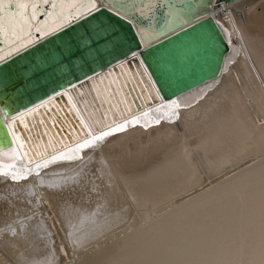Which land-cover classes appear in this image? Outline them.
Wrapping results in <instances>:
<instances>
[{
	"label": "bare ground",
	"instance_id": "6f19581e",
	"mask_svg": "<svg viewBox=\"0 0 264 264\" xmlns=\"http://www.w3.org/2000/svg\"><path fill=\"white\" fill-rule=\"evenodd\" d=\"M209 15L228 45L212 80L77 138L68 98L27 108L16 134L1 115L0 264H264V0ZM43 20L55 27L52 9ZM132 57L88 77L108 110L127 72L157 95ZM43 108L54 122L67 113L73 140L50 126L61 144L40 156L52 143L35 125Z\"/></svg>",
	"mask_w": 264,
	"mask_h": 264
},
{
	"label": "water",
	"instance_id": "95a60500",
	"mask_svg": "<svg viewBox=\"0 0 264 264\" xmlns=\"http://www.w3.org/2000/svg\"><path fill=\"white\" fill-rule=\"evenodd\" d=\"M232 1L234 0H96L101 9L97 18L112 27L119 35L122 46L112 55H105L103 60L87 55H69V50L76 46L77 34L87 27L82 22L81 27L74 30L69 26L53 32L16 56L5 66L11 83L0 92V139L2 137V140L10 143L9 139L4 138L7 133L1 115H14L13 134H16L15 126L21 128L19 119L27 111L41 108L38 104L51 97L56 104L58 101L66 104V98L69 99L77 114H73L74 121L83 130V133L77 134L73 128V134L77 138L85 136L86 132L93 135L128 117L136 111V106L142 109L151 107L159 100H170L214 79L220 72L228 45L209 13ZM50 9L54 12L51 4L42 5L36 19L43 23V17ZM53 18L56 22V17ZM33 39H37L34 29ZM0 49H3L1 38ZM133 54L142 65L157 95L150 97L141 94L127 72L124 75L125 82L120 81L117 85L115 81L119 94L111 83L107 88L106 95L111 101L110 105L108 103V110L93 88L94 79L88 77L122 59L131 68ZM38 61L43 63V73L31 81L24 80L20 73ZM123 68L114 65L110 71L120 75L126 70ZM112 101L114 107L111 106ZM30 107V110H26ZM42 110L35 125H40L43 133L50 134L52 143L49 139L48 144L40 142V156L48 154L61 143L73 140L70 134L72 125L67 113L63 114L56 109L52 118L55 120L56 117L57 121L54 122L47 111L44 108ZM110 111L113 112L112 116ZM50 126L59 129H56L57 136H64L61 143H55V136H51L52 131H48Z\"/></svg>",
	"mask_w": 264,
	"mask_h": 264
},
{
	"label": "snow or ice",
	"instance_id": "6c2138e0",
	"mask_svg": "<svg viewBox=\"0 0 264 264\" xmlns=\"http://www.w3.org/2000/svg\"><path fill=\"white\" fill-rule=\"evenodd\" d=\"M48 4H51L54 10L60 9L58 13L53 12V16L56 17L55 27L36 19L41 6ZM100 11L96 0H0V38L5 44V49H0V92L11 83L5 72V66L11 60L33 44L39 43L41 39L69 26L74 30L81 27L82 22L87 25L77 34L76 46L69 50V55L75 57L87 55L103 60L105 55L116 52L122 46V41L110 25L97 18ZM33 28L37 33L35 40ZM43 71V63L38 61L22 71L20 76L26 81H31L38 78V74H42ZM9 231L14 233L15 229L10 228Z\"/></svg>",
	"mask_w": 264,
	"mask_h": 264
},
{
	"label": "rangeland",
	"instance_id": "374dc122",
	"mask_svg": "<svg viewBox=\"0 0 264 264\" xmlns=\"http://www.w3.org/2000/svg\"><path fill=\"white\" fill-rule=\"evenodd\" d=\"M63 108V107H62ZM52 133V132H51ZM50 135V134H49ZM51 136H52V134H51ZM20 143L24 146V148H25V144H23V140H22V138L20 139ZM24 152V151H23ZM24 154H26V152H24Z\"/></svg>",
	"mask_w": 264,
	"mask_h": 264
}]
</instances>
